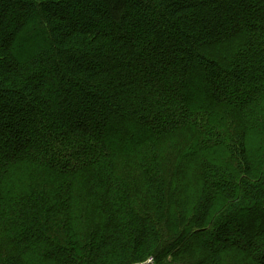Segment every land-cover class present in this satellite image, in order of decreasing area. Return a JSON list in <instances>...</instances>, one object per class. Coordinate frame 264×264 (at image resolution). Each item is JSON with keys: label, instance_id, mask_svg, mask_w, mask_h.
Segmentation results:
<instances>
[{"label": "trees", "instance_id": "16d2710c", "mask_svg": "<svg viewBox=\"0 0 264 264\" xmlns=\"http://www.w3.org/2000/svg\"><path fill=\"white\" fill-rule=\"evenodd\" d=\"M148 258L264 264V0H0V264Z\"/></svg>", "mask_w": 264, "mask_h": 264}, {"label": "rangeland", "instance_id": "374dc122", "mask_svg": "<svg viewBox=\"0 0 264 264\" xmlns=\"http://www.w3.org/2000/svg\"><path fill=\"white\" fill-rule=\"evenodd\" d=\"M20 49L22 50V51H24L25 50V48L23 47V46H20ZM171 67L172 68H174L175 66H176V68H178V69H176V70H179L180 69V66L178 65H176L175 64V62H171ZM194 87H192V90L194 91V92H199V88H197V84L196 85H193ZM66 88H67V93H68V95H67V97H71V95L75 92V90H72L70 87H69V89H68V85H66ZM66 96V95H65ZM96 104V103H95ZM103 110V107L102 108H99V111H102ZM112 119H116L115 117H113L112 116ZM114 121V120H113ZM114 122H116V121H114ZM140 264H154L153 263V258H148L145 262H143V263H140Z\"/></svg>", "mask_w": 264, "mask_h": 264}]
</instances>
